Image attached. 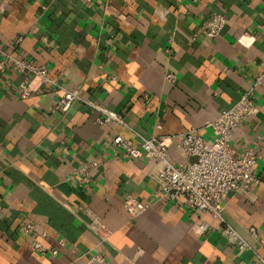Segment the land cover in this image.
Segmentation results:
<instances>
[{"label": "crops", "instance_id": "1", "mask_svg": "<svg viewBox=\"0 0 264 264\" xmlns=\"http://www.w3.org/2000/svg\"><path fill=\"white\" fill-rule=\"evenodd\" d=\"M214 12L227 21L206 37L200 25ZM0 48L46 65L59 84L79 88L125 122L99 125L98 112L79 101L57 113L61 88L44 85L21 98L23 74L0 70V264H88L91 256L101 258L91 264H261L264 233L256 239L248 228L264 229V184L230 192L220 220L191 209L182 195L155 199L154 161L114 159L110 141L191 129L210 140L205 122L263 73L252 90L258 111L230 139L237 155L254 148L262 169L264 0H1ZM166 71L174 82L164 80ZM169 153L175 163L184 160L176 142ZM92 160L98 165L79 185L72 168ZM126 195L147 208L132 216ZM89 212L102 228L89 227ZM26 223L29 232L21 229ZM226 225L252 249L237 252L221 230Z\"/></svg>", "mask_w": 264, "mask_h": 264}, {"label": "built area", "instance_id": "2", "mask_svg": "<svg viewBox=\"0 0 264 264\" xmlns=\"http://www.w3.org/2000/svg\"><path fill=\"white\" fill-rule=\"evenodd\" d=\"M90 3L92 0H84ZM226 17L219 12L210 14L201 22L200 28L206 37L216 36L226 24ZM193 39L196 38L194 34ZM20 39V38H18ZM242 43V39L238 38ZM169 53V49L165 48ZM8 65L16 72L23 74L18 82L17 89L21 98H27L32 92L44 85H54L61 88V96L52 104V110L65 114L74 102L79 101L88 104L98 112L95 122L99 125L108 121L124 124L122 116L104 106L98 101L82 97L79 88L62 86L50 77L46 65L34 64L31 61L16 57L0 48V70ZM165 81L174 82L175 75L166 71L163 75ZM263 73H258L249 88H245L236 102L229 108L222 110L215 118L207 120L205 127L209 129L211 139L207 140L196 130H188L177 135H151L139 136L138 141L115 135L110 141L111 157L114 159H146L153 160L151 170L155 182L152 195L155 199L174 200L177 196H185L191 209L208 211L213 216L221 218L223 201L225 197L234 191L250 192L260 184H264V166L258 169V152L249 147L242 154L234 153L230 145V139L234 130L243 123L248 115L256 114L258 108L252 98L254 86L261 83ZM146 99V97H144ZM160 123L155 127L160 128ZM176 142L184 157L182 162H173L169 153V146ZM98 165L92 160L89 163H81L72 168L70 176L75 178L79 185L90 180L89 170ZM148 206V203L126 195L123 199V207L132 215L137 216ZM89 227L99 230L103 227L97 216L89 212ZM32 224L21 226L25 232L32 229ZM219 229L220 226L218 227ZM108 231L107 228H103ZM222 232L234 243L237 252L252 249V246L232 227L226 225ZM248 232L254 238L264 233V229L248 228ZM34 248L44 251L46 248L38 241L34 242ZM52 253L56 250L52 249ZM257 258L264 264V254H258ZM94 260L100 261L99 256H91L87 263Z\"/></svg>", "mask_w": 264, "mask_h": 264}, {"label": "rangeland", "instance_id": "3", "mask_svg": "<svg viewBox=\"0 0 264 264\" xmlns=\"http://www.w3.org/2000/svg\"><path fill=\"white\" fill-rule=\"evenodd\" d=\"M0 3H1V0H0Z\"/></svg>", "mask_w": 264, "mask_h": 264}]
</instances>
